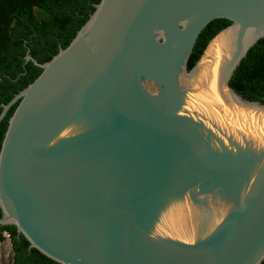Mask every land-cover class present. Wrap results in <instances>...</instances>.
Listing matches in <instances>:
<instances>
[{
    "label": "water",
    "instance_id": "1",
    "mask_svg": "<svg viewBox=\"0 0 264 264\" xmlns=\"http://www.w3.org/2000/svg\"><path fill=\"white\" fill-rule=\"evenodd\" d=\"M230 24L188 70L202 29ZM217 112L200 103L209 46ZM264 37V0H101L19 101L0 149V225L59 264H260L264 260V104L229 86ZM173 220V221H172ZM174 222V223H171Z\"/></svg>",
    "mask_w": 264,
    "mask_h": 264
},
{
    "label": "trees",
    "instance_id": "2",
    "mask_svg": "<svg viewBox=\"0 0 264 264\" xmlns=\"http://www.w3.org/2000/svg\"><path fill=\"white\" fill-rule=\"evenodd\" d=\"M100 1L0 0V113L3 105L42 72L31 60H25L26 55L41 64L51 60L71 43ZM229 24V20L214 19L202 29L189 56L188 70L200 58L209 40ZM229 86L244 100L264 104V37L241 59ZM18 103L10 107L0 122V149ZM6 236L12 249L11 264H59L31 248L15 225H0V242ZM260 264H264V260Z\"/></svg>",
    "mask_w": 264,
    "mask_h": 264
},
{
    "label": "bare ground",
    "instance_id": "3",
    "mask_svg": "<svg viewBox=\"0 0 264 264\" xmlns=\"http://www.w3.org/2000/svg\"><path fill=\"white\" fill-rule=\"evenodd\" d=\"M235 36V31L234 30H229L226 33L220 35L217 39L214 40V42L209 46L207 52H206V59L207 61L201 65V74L200 76L203 78H207L209 75H211V82L209 85L208 90L202 94L201 98L205 99L206 97L204 96L207 92L211 91L213 96H218L216 97L217 103L213 105V103H209L206 100L205 108H213L215 106V111L214 108L212 109L213 113L216 116V119L218 122H221V124H228V125H233L235 128L239 130H245L248 132V134H256L258 131L256 130V125L251 122V120H248V115L242 114L240 115V119L236 120L232 119V117L229 116L228 112L224 110L223 112H217V107L222 105V100L219 97V95L216 92V82H217V76H218V70L219 66L224 60L225 57H227L229 53V48L230 45L233 42ZM213 75V76H212ZM212 104V105H210ZM173 221V220H172ZM174 223V222H171Z\"/></svg>",
    "mask_w": 264,
    "mask_h": 264
},
{
    "label": "rangeland",
    "instance_id": "4",
    "mask_svg": "<svg viewBox=\"0 0 264 264\" xmlns=\"http://www.w3.org/2000/svg\"><path fill=\"white\" fill-rule=\"evenodd\" d=\"M212 84H213V81H212ZM204 96L206 97L205 99H202V98L200 99V103H202L204 106L205 104H207L206 101L209 103H213V105L217 103L216 97L218 98V96L216 97L213 96L211 91L207 92ZM11 263H12V249H11L9 238L6 236L5 240L0 242V264H11Z\"/></svg>",
    "mask_w": 264,
    "mask_h": 264
}]
</instances>
